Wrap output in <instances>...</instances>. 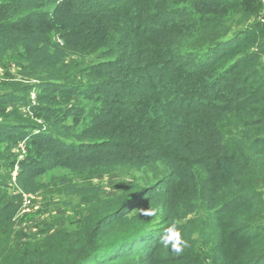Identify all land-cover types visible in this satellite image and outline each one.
Returning <instances> with one entry per match:
<instances>
[{
  "label": "trees",
  "instance_id": "obj_1",
  "mask_svg": "<svg viewBox=\"0 0 264 264\" xmlns=\"http://www.w3.org/2000/svg\"><path fill=\"white\" fill-rule=\"evenodd\" d=\"M261 1L0 0V60L52 48L87 61L84 83L38 72L0 89V236L54 170L161 174L114 207L60 180L86 216L74 232L21 235L0 264H264ZM140 204L161 222L121 233ZM173 226L180 253L161 244Z\"/></svg>",
  "mask_w": 264,
  "mask_h": 264
},
{
  "label": "rangeland",
  "instance_id": "obj_2",
  "mask_svg": "<svg viewBox=\"0 0 264 264\" xmlns=\"http://www.w3.org/2000/svg\"><path fill=\"white\" fill-rule=\"evenodd\" d=\"M260 12V22L264 23V0ZM237 18V16H236ZM18 50L9 53L0 60V89L11 88L14 85H30L34 75L41 73L62 74L61 80L78 84L86 82L79 74L87 61H81L73 57L64 56L52 48H43L32 61L24 60L17 55ZM24 77V79H23ZM33 101V94L28 99ZM26 111V107L22 106ZM32 121V118H29ZM238 144L236 139L230 138L228 145L234 147ZM17 146L15 152L18 153ZM157 167L138 170L132 167L116 168L113 170H93L84 174H72L68 171L57 169L38 179L39 183L47 185L40 192L32 196V205L27 215L19 217L11 222L6 234L0 236V252L4 253L10 247L17 246L23 235L25 238L42 235L45 232L52 233L55 230L65 229L74 232L77 224L86 216L90 205L81 203L78 198H70L63 192L64 187L60 180L66 179L75 187L97 188L99 191L96 200L92 204L103 203L111 207L116 206L118 199L132 197L137 191H143L160 178ZM158 209L144 204L133 207L127 219L133 220L135 225L121 232L125 235L138 231L140 225H154L161 222V213L158 209L156 215L146 216L143 210ZM124 235V236H125Z\"/></svg>",
  "mask_w": 264,
  "mask_h": 264
},
{
  "label": "clouds",
  "instance_id": "obj_3",
  "mask_svg": "<svg viewBox=\"0 0 264 264\" xmlns=\"http://www.w3.org/2000/svg\"><path fill=\"white\" fill-rule=\"evenodd\" d=\"M158 209H147L143 210V214L146 216H154ZM161 244L164 248H169L171 246V250L176 253H180L188 246L187 241H185L182 236L180 230L173 226L168 229L166 235L161 239Z\"/></svg>",
  "mask_w": 264,
  "mask_h": 264
},
{
  "label": "built area",
  "instance_id": "obj_4",
  "mask_svg": "<svg viewBox=\"0 0 264 264\" xmlns=\"http://www.w3.org/2000/svg\"><path fill=\"white\" fill-rule=\"evenodd\" d=\"M31 205H32V196L31 195L22 194V203L19 206L18 215L21 216V215L29 212V209H30Z\"/></svg>",
  "mask_w": 264,
  "mask_h": 264
}]
</instances>
